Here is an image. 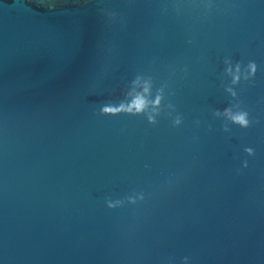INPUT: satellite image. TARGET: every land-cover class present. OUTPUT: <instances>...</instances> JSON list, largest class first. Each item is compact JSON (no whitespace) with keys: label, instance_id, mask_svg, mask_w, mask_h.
Returning a JSON list of instances; mask_svg holds the SVG:
<instances>
[{"label":"water","instance_id":"obj_1","mask_svg":"<svg viewBox=\"0 0 264 264\" xmlns=\"http://www.w3.org/2000/svg\"><path fill=\"white\" fill-rule=\"evenodd\" d=\"M0 264H264V0H0Z\"/></svg>","mask_w":264,"mask_h":264},{"label":"clouds","instance_id":"obj_2","mask_svg":"<svg viewBox=\"0 0 264 264\" xmlns=\"http://www.w3.org/2000/svg\"><path fill=\"white\" fill-rule=\"evenodd\" d=\"M144 90L145 91L148 90V88H147V82H145V89ZM144 106H145V100H144L143 96L138 95L137 98H136V100L134 101V107L137 110H140ZM233 115L235 116V118L241 119L242 121H246V119H247L246 110H243V109L236 111Z\"/></svg>","mask_w":264,"mask_h":264}]
</instances>
